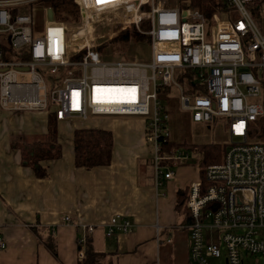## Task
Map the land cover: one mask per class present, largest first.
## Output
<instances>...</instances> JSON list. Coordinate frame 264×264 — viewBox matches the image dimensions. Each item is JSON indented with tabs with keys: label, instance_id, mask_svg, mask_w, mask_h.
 Wrapping results in <instances>:
<instances>
[{
	"label": "built area",
	"instance_id": "obj_1",
	"mask_svg": "<svg viewBox=\"0 0 264 264\" xmlns=\"http://www.w3.org/2000/svg\"><path fill=\"white\" fill-rule=\"evenodd\" d=\"M41 1L0 0V110L52 113L59 122L75 119L81 129L96 118L146 117L157 191L175 177L163 162L188 157L181 148L162 150L171 141L170 116L158 91L178 88L180 109L193 122L222 119L230 138L222 160L206 167L207 183L197 180L188 188L187 264H220L222 257L224 264H244L242 253L264 257L258 233L264 228V144L247 138L249 124L263 114L264 34L249 8L260 0H226L230 9L209 18L189 6L155 0H74L77 22L52 19L40 32L32 13L21 10ZM44 6L53 17L52 8ZM100 27H118L109 31L110 40L136 27L148 37L150 58L100 59L93 47ZM61 221L81 230L76 256L83 260L96 225L74 222L71 215ZM104 226L111 237L129 233L133 223L116 214ZM6 245L0 230V250Z\"/></svg>",
	"mask_w": 264,
	"mask_h": 264
},
{
	"label": "crops",
	"instance_id": "obj_2",
	"mask_svg": "<svg viewBox=\"0 0 264 264\" xmlns=\"http://www.w3.org/2000/svg\"><path fill=\"white\" fill-rule=\"evenodd\" d=\"M124 118L133 119L118 126L94 120L111 131L109 165L77 167L72 137L59 130L61 156L42 163L49 175L40 179L11 141L46 133L48 114L0 110V230L7 244L0 264H78L81 230L63 223L64 215L96 225L89 247L107 253L111 264H187L189 218L176 207L177 192L198 180V168L182 163L156 191L144 125L138 116ZM116 214L131 220L132 230L107 237L104 223ZM51 241L56 255L47 246Z\"/></svg>",
	"mask_w": 264,
	"mask_h": 264
},
{
	"label": "trees",
	"instance_id": "obj_3",
	"mask_svg": "<svg viewBox=\"0 0 264 264\" xmlns=\"http://www.w3.org/2000/svg\"><path fill=\"white\" fill-rule=\"evenodd\" d=\"M180 7H191L202 12L206 18L211 17L215 13L228 11L230 7L227 6L226 0H178ZM43 4L51 7L56 15V20L61 23H68L73 25L79 19V10L74 0H42ZM264 5V0H260L250 5V12L252 17L259 18L261 6ZM18 12V8L13 9V13ZM72 18L70 21L69 18ZM121 35V36H120ZM131 35V36H130ZM122 40L127 41L129 38H144L148 41L146 35L139 34L137 31L131 34L127 31L120 32L119 35ZM98 48V47H97ZM84 51L79 52L76 57H81ZM134 57L123 56L122 59H132ZM261 92H262V106L263 114L260 115L255 121L249 124L248 141L252 143L264 144V80L261 79ZM60 123L54 114H49L47 119V132L44 134H33L15 138L11 141V146L19 149L22 157V164L32 169L37 178H45L48 174V168L42 164L45 161L57 159L61 156V141L59 134ZM73 150L74 162L77 167H83L90 170L94 167L106 166L111 162L112 153V134L110 130L104 129L95 124L93 120L90 128L80 129L76 128L74 131ZM162 150H169L170 148L188 147L195 149L198 159V180L205 185V169L208 165L219 163L226 150L224 147L212 143L206 144H186L185 142L166 141L163 143ZM152 161V160H151ZM182 163L163 162V165L173 167ZM188 189H178L177 192V209L185 208V200ZM87 244L86 257L78 261V264H111V261L106 260L107 253L95 252ZM50 251L56 255L54 243L51 241L47 245ZM107 262V263H106Z\"/></svg>",
	"mask_w": 264,
	"mask_h": 264
},
{
	"label": "rangeland",
	"instance_id": "obj_4",
	"mask_svg": "<svg viewBox=\"0 0 264 264\" xmlns=\"http://www.w3.org/2000/svg\"><path fill=\"white\" fill-rule=\"evenodd\" d=\"M157 1L163 2L165 5H168V6L179 5L178 0H155V2ZM44 5L45 4H42L39 2L36 4L24 6L22 7V10H21L24 13H27V12L32 13L34 24L36 25V27L38 28L40 32H43L44 27L47 24H50L52 19L56 21V15L53 17H49V18L46 16ZM69 20L71 21L72 18L70 17ZM254 20H255L256 25L259 27L260 31L264 34V5L261 6L259 18H254ZM117 30H118V27L96 28L95 34H94L95 42L93 44V47L97 51L100 59L124 60L122 59L123 56L136 57L137 59H141V60H148L150 58V46H149L148 41L144 40V38L133 39L131 37L127 41H125V40L120 39L121 38L120 37L121 35H120V36H114L110 40L108 38L109 31L113 32ZM140 30L143 32L146 31L147 24L145 23L141 24ZM126 31L130 34L134 31H137L139 34L146 35L138 31L136 27L131 29V31L129 30H126ZM99 35L102 36L101 39L97 38V36ZM75 38H77V35L75 36ZM178 84L180 87H183L185 89L188 87V83H186L185 81L181 82L180 80H178ZM179 94H180L179 89L173 86L165 87L158 91V100L160 104L165 107V109L167 110L170 116V119L168 122V128H169V137L171 138V140L176 141V142H185L186 144H197V145L206 144V143H212V144L220 145L222 147L227 145L230 141V138L228 136V132L226 129V122L222 119H216V122L212 124L204 123V122H193L190 119L189 112L182 111L180 109ZM138 117L139 118H136V119L140 120V122L143 123V125H145L147 118L142 117V116H138ZM127 119H133V118H124V117L96 118V120L101 121L102 124L109 122L117 126L120 124H124V122H127ZM65 122L66 123L62 124V128H59V130L66 132L67 134H70V136L73 139L74 131L76 130V128L81 129L82 126L75 119L67 120ZM122 127L123 126L121 125L119 127V130H121ZM86 130H88V128ZM63 142L65 143L66 140L63 139ZM151 150H152V147H151ZM181 151L187 152L188 157L186 160L179 162V163H184L187 161L189 162V164L194 163L195 166L194 165L192 166L197 168L199 156L197 155L196 150L190 149L188 147H182ZM183 165L185 164H182V165L178 164L176 166H173L171 169L176 172V170ZM163 170L165 171L166 168H163ZM183 211L185 212V210ZM258 233L259 235L264 237V228L260 229ZM241 256L244 260V264H264L263 262L264 257H261L259 255H249L246 253H242ZM219 263L224 264L223 257L221 258Z\"/></svg>",
	"mask_w": 264,
	"mask_h": 264
},
{
	"label": "bare ground",
	"instance_id": "obj_5",
	"mask_svg": "<svg viewBox=\"0 0 264 264\" xmlns=\"http://www.w3.org/2000/svg\"><path fill=\"white\" fill-rule=\"evenodd\" d=\"M129 98H131V99H132L133 97H129Z\"/></svg>",
	"mask_w": 264,
	"mask_h": 264
},
{
	"label": "water",
	"instance_id": "obj_6",
	"mask_svg": "<svg viewBox=\"0 0 264 264\" xmlns=\"http://www.w3.org/2000/svg\"><path fill=\"white\" fill-rule=\"evenodd\" d=\"M263 262H264V258H263Z\"/></svg>",
	"mask_w": 264,
	"mask_h": 264
}]
</instances>
